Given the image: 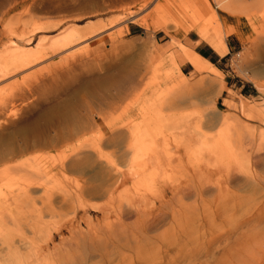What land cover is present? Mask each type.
Instances as JSON below:
<instances>
[{
  "label": "rangeland",
  "instance_id": "1",
  "mask_svg": "<svg viewBox=\"0 0 264 264\" xmlns=\"http://www.w3.org/2000/svg\"><path fill=\"white\" fill-rule=\"evenodd\" d=\"M253 1L247 3L251 5ZM145 2L0 0V56L9 59L8 74L0 72L4 73L0 79L4 89L0 92V261L62 264L64 255L74 251L69 245L72 237L117 220L123 222L118 231L124 242L120 248L107 243V250L113 253L106 264H143L144 253L149 257L159 253L161 257L155 264H240L233 256L237 241L241 240L243 248L247 245L251 250L262 249L264 0H259L260 7L257 5L253 10L256 30L251 28L247 35L226 34V26L219 20L218 24L211 13L197 19L200 23L191 24L193 12L184 1L185 6L179 7L181 11L172 9L177 18L168 15L161 27L154 16L156 12L150 15L161 0H152L147 5ZM219 29L225 34L228 49L223 53L222 49L214 50L223 58L213 64L202 57V66L194 67L196 42L211 47L209 40ZM71 30L79 33L81 39L76 45L59 49L55 42ZM9 49L17 53L9 56L6 51ZM17 50L48 55L41 59L42 63L34 62V58L23 61L25 57ZM64 54L69 57H62ZM150 59L154 61L153 67ZM164 71L168 74L165 81L153 79ZM140 74L143 79L137 85ZM149 80L153 84L159 81L163 89L169 90L166 110L161 112L157 103L150 123L153 146L159 151L162 164L150 161L138 167L125 153L126 138L109 139L106 126L114 118H122L124 122L143 118L141 114L128 117L125 107ZM11 90L17 91L14 98ZM119 99L121 102H117ZM172 101L184 102L180 109H175L171 107ZM7 103H12L10 109L18 106L15 109L20 111L29 107L22 111L27 112L24 118L19 120L20 112L14 116L13 112L3 110L1 106ZM51 105L59 107L54 109ZM108 106L114 109L110 111ZM93 111L98 115L92 114ZM100 114H106L100 124L106 133L102 146L99 149L91 146L97 138L90 131L85 150L87 160L65 177H55L52 172L41 174L37 165L47 166L56 157L68 154L53 147L61 139L84 132L81 128ZM56 137L59 139L55 140ZM221 137L228 138L231 150L218 149L222 153L213 150L211 142ZM255 153L260 157L256 163ZM237 164L239 170H235ZM230 169L239 174L231 180ZM116 180L115 192L107 194L106 187ZM200 182H205L203 186L207 188L202 195L195 193L202 186ZM78 183L86 192L85 205H79L77 199L64 203L59 193L69 184L76 187ZM30 186L26 197L25 190ZM141 196L148 199L142 200ZM132 207L138 212L140 208H153L155 214L159 211L167 214L145 236L138 227L140 224L135 223L139 218L137 212L123 213V209ZM164 236L166 239L162 240ZM134 247H138L136 251ZM122 250L127 256L120 259ZM252 257L242 264H259V258L254 262ZM94 260L97 259L90 262Z\"/></svg>",
  "mask_w": 264,
  "mask_h": 264
},
{
  "label": "bare ground",
  "instance_id": "2",
  "mask_svg": "<svg viewBox=\"0 0 264 264\" xmlns=\"http://www.w3.org/2000/svg\"><path fill=\"white\" fill-rule=\"evenodd\" d=\"M152 0H146L145 2V5H147L148 3H150ZM183 1L186 2V6H188L187 8H190L192 9V19H191V24H195V23H200L197 19L201 18V16L205 15V14H208V13H211L212 16H214L215 19H217V21L219 20L221 22V25H225L224 27L226 28L225 29V32L226 34L227 33H231V32H237V33H241L243 35H247V34H250V30L251 28L256 30L255 28V22L253 20V18H255V13L256 11H253L254 8L256 9V6L259 4L258 1L259 0H254L251 4L249 5V3H247L248 0H161V2H158L159 4L156 6V9L150 13V15H153L155 16V18L158 19L159 21V25L162 27L163 26V23L166 22L168 20V15L170 16H174V13H172V9H179V7L181 6H185V4L183 5ZM144 5V6H145ZM260 7V5H258ZM183 8V7H181ZM186 8V10H187ZM263 8V6H261V9ZM7 10V9H6ZM180 10V9H179ZM181 11V10H180ZM258 11V10H257ZM177 12V11H176ZM185 13V12H184ZM187 13V12H186ZM4 14V13H3ZM149 15V16H150ZM179 16V15H178ZM182 16H184L182 14ZM186 16V15H185ZM189 16V15H188ZM211 16V18H212ZM151 17V16H150ZM210 17V16H209ZM262 17V16H261ZM260 17V18H261ZM177 17H175L176 19ZM186 18V17H185ZM205 18H206V15H205ZM213 18V19H214ZM259 18V17H257ZM263 18V17H262ZM180 19V17H179ZM202 19V18H201ZM258 20V19H257ZM260 20V19H259ZM262 20V19H261ZM260 20V21H261ZM1 21V20H0ZM178 21V20H177ZM203 21V20H201ZM218 21V24H220ZM163 22V23H161ZM181 22V21H180ZM259 22V21H257ZM263 23V21L261 22ZM177 24V23H176ZM181 24V23H180ZM178 25V24H177ZM214 26V25H213ZM218 26V25H217ZM216 26V27H217ZM258 26H261L260 24ZM37 27V26H36ZM41 27V26H40ZM218 28H220L218 26ZM264 29V28H263ZM262 29V30H263ZM7 30V29H6ZM253 30V31H254ZM259 30V29H258ZM210 31V30H209ZM252 31V33H253ZM5 32V31H4ZM3 32V33H4ZM35 33V32H34ZM256 33V32H255ZM260 33V32H259ZM81 39V37L79 36V33L75 32V31H69L67 32L64 36H62L60 39H58L55 43L58 45L59 49H63V48H66V47H70L72 44H75L77 41H79ZM210 42V46L213 48V49H216V51H221L220 49H222L221 53H223L225 51V49H228V46L226 44V40H225V34L223 33L222 30H218V31H215V34L213 35V37L211 38V40H209ZM76 45V44H75ZM0 46H1V41H0ZM17 46V45H16ZM73 46V45H72ZM8 53L9 56H11L12 54H16L15 53V50H12V49H9L6 50ZM18 51V50H17ZM66 51H68L66 49ZM65 51V52H66ZM19 55H21V57H25L26 60H23V61H28L30 60L31 58H34L33 61H42L41 59H46V56L48 55V53H40V54H34V53H31V52H27V51H24V52H21V51H18ZM7 54V53H6ZM69 54V53H68ZM191 55V54H190ZM66 56L65 54L62 56L64 57ZM77 56V55H76ZM194 60L192 62V65L194 67H201L202 65V55L199 54V53H194ZM8 56H0V72H3V71H6V73L8 74V61L9 59H7ZM66 57H69V55H67ZM65 57V58H66ZM152 57V56H151ZM18 59V58H17ZM22 59V58H20ZM44 59V60H45ZM70 59V58H69ZM7 60V61H6ZM63 60H66V59H63ZM72 60V59H71ZM69 60V61H71ZM68 61V62H69ZM44 62V61H42ZM41 62V63H42ZM65 62V61H64ZM150 64H151V67L154 66V61L153 59H150ZM39 63V62H38ZM72 64V63H71ZM39 65V64H37ZM36 65V66H37ZM70 65V63H69ZM71 66V65H70ZM150 67V68H151ZM40 68V67H39ZM38 68V69H39ZM49 68V67H48ZM64 68V67H63ZM72 68V67H71ZM149 68V67H148ZM36 69V70H38ZM56 69V68H55ZM66 69V68H64ZM148 70V69H147ZM151 70V69H149ZM166 70V69H165ZM48 71V70H47ZM163 71V70H162ZM36 72V71H35ZM51 72V71H50ZM38 73V72H37ZM52 73V72H51ZM50 73V74H51ZM174 73V72H173ZM28 74V73H27ZM47 74V72H46ZM53 74V73H52ZM55 74H59L58 73H55ZM4 73L3 74H0V79L3 77ZM29 75V74H28ZM27 75V76H28ZM48 75V74H47ZM175 75V73H174ZM52 76V75H50ZM62 76V75H61ZM143 76V75H142ZM166 76H168L167 73L164 72H160V73H157L153 79L155 78H162L163 81H165L166 79ZM26 77V76H25ZM37 77V76H35ZM68 77V76H67ZM139 80L137 81V85H141V74L139 76ZM42 78V76L40 77ZM52 78V77H51ZM49 78V79H51ZM53 79V78H52ZM60 79V78H59ZM58 79V80H59ZM65 79V78H64ZM143 79V78H142ZM32 80V79H30ZM29 80V81H30ZM42 81V80H41ZM45 81V80H44ZM60 81V80H59ZM25 82V81H24ZM159 82V81H158ZM156 83L157 86L154 87L156 84H153V82L151 80L149 81H146L142 84V87H141V90H138V92L133 96V99H131V102L125 107V110H126V113H128V117L129 116H133V115H139L141 114L142 115V119L141 120H130V121H127V122H124L122 121V118H117L111 122L108 126H105L107 127V129L109 130V135L107 136L109 139H114V138H117L116 140L119 139V137H123V138H126V141H127V145H126V152L127 154H129L130 158H131V161H132V164L136 165V166H141L142 164H146L150 161H152L154 164H162V158L160 157V154H159V151L157 150L156 147L153 146V136L151 135L150 133V123H152L151 120H153L154 118V107L157 103L160 104L161 106V112L165 111L166 108H167V105H168V95H169V90L168 89H163V86H160L159 83ZM39 84V82H36V84ZM56 83H58L56 81ZM31 84H32V81H31ZM37 84V85H38ZM46 84V83H45ZM136 83H134V86H135ZM5 87L8 85H5L3 84ZM55 85V84H54ZM3 86V87H4ZM36 86V85H35ZM41 86V85H40ZM52 86V85H51ZM64 86V85H63ZM134 86L132 85V88L133 90L134 89ZM43 87V86H42ZM41 87V88H42ZM32 88V87H31ZM34 88V87H33ZM37 88V86H36ZM54 88V87H53ZM58 88V87H57ZM130 88V89H132ZM138 88H140L138 86ZM16 89V88H15ZM47 89V88H46ZM45 89V90H46ZM137 89V88H136ZM2 88L0 86V92H1ZM4 90V89H3ZM2 90V91H3ZM49 90V89H48ZM47 90V91H48ZM56 90V89H55ZM60 90V89H59ZM63 90V89H62ZM15 91V90H14ZM14 91L12 92V90L10 91L12 93V97L14 98V94H16V92L18 91V93L20 92L18 89L17 91L14 93ZM24 91V90H23ZM22 92V91H21ZM29 92V91H27ZM59 92V91H58ZM24 93V92H23ZM22 93V94H23ZM56 93V92H55ZM48 93H46L47 95ZM50 94V93H49ZM54 94V93H53ZM25 96V94H23ZM22 95V96H23ZM30 94L28 93V96ZM61 95V94H60ZM5 96V95H4ZM3 96V99L5 97H7L8 95H6L5 97ZM21 96V97H22ZM32 96V95H31ZM126 96V95H125ZM9 97V96H8ZM34 97V96H33ZM57 97V96H56ZM13 98H10L9 97V100L13 99ZM20 98V97H19ZM52 98V97H51ZM18 99V98H17ZM20 99H23V98H20ZM33 99V98H32ZM35 99V98H34ZM54 99V98H52ZM58 99V98H57ZM122 100V98H120ZM120 99L117 101V102H121ZM8 100V98H7ZM25 100V99H24ZM22 100V101H24ZM28 100V99H27ZM45 100V99H43ZM51 100V99H50ZM56 100V99H55ZM129 100V98H128ZM179 100V99H178ZM21 101V100H20ZM26 101V100H25ZM37 101V100H36ZM35 101V102H36ZM47 101V100H46ZM54 101V100H52ZM3 102V101H2ZM4 102H7V101H4ZM15 102V101H13ZM39 102V101H38ZM51 103V101H49ZM48 102V103H49ZM116 102V101H115ZM123 102V101H122ZM184 102V101H183ZM183 102H176V101H172L171 103V107L175 108V109H180L182 107V103ZM21 104L23 102H20ZM37 103V102H36ZM40 103V102H39ZM47 103V104H48ZM49 103V104H50ZM58 102L56 101V104ZM114 103V101L112 102V104ZM124 103V102H123ZM122 103V104H123ZM12 105V103H10ZM9 104V105H10ZM28 104V103H27ZM31 104V103H30ZM29 104V105H30ZM42 104V103H40ZM44 104V103H43ZM42 104V105H43ZM115 104V103H114ZM4 105V104H3ZM8 105V103L6 104V106H1L3 107V110H5L8 114H10L9 112H13V115L14 116H18L19 115V112H20V117H19V120L23 119L24 118V113H27L25 111L28 110L25 109V107L23 108V110L25 109L24 113L19 109L18 106H15L18 107V109L16 110L15 108L16 107H13V109H10V106ZM28 105V106H29ZM38 105V104H37ZM52 105H55V104H52ZM51 105V107H53ZM58 105V104H57ZM119 105V103H118ZM14 106V105H13ZM33 105L31 104V107ZM44 106V105H43ZM47 106V105H46ZM30 107V109H31ZM38 107V106H37ZM36 107V108H37ZM42 107V106H41ZM59 107V106H58ZM57 107V108H58ZM112 107H114L112 105ZM110 106H108L109 110L111 111L110 108H112ZM45 108V107H44ZM54 109L56 108L55 106L53 107ZM56 108V109H57ZM107 108V109H108ZM116 109V107H114ZM112 108V109H114ZM29 109V110H30ZM33 109V108H32ZM32 109H31V113H32ZM47 108H45L44 110H46ZM35 110V109H34ZM51 111L53 109H50ZM47 111V110H46ZM105 111V110H103ZM108 111V110H107ZM106 111V112H107ZM123 111V110H122ZM121 111V112H122ZM97 113V111H93L92 114ZM105 112V113H106ZM124 112V111H123ZM250 112V111H249ZM101 113H102V110H101ZM104 113V112H103ZM44 114V113H43ZM3 115V114H2ZM42 115V114H41ZM98 115V113H97ZM106 115V114H105ZM103 114V116H105ZM126 115V116H127ZM5 116V115H4ZM2 116V117H4ZM13 116V117H14ZM38 116V115H36ZM93 116V115H92ZM101 114L98 116L97 119H93L91 122H90V125L86 124L87 126H83L82 133H80L78 130V133H80L78 136L77 134L74 135L73 137L71 136V138L69 137L67 140H63L61 139V142L58 144V146L56 145V147H53V148H57L58 150H63V151H66V153H68L66 156L64 157H56L53 160H51V164H48L49 160L46 161V163L48 164L47 166H44V167H40L39 165H37V167L39 168V171L41 172V174L43 175H47L48 173L52 172L51 174H53L55 177L61 175V176H66L67 175V172H69L70 170H72L74 167H77L79 166V164L82 163V161H85L87 160V155L85 154V150L88 149L86 148L88 146L87 144V140L89 139L90 136H88L89 132L91 131L92 132V137L94 136L95 138H97V140L95 142H91V146L93 145V147L99 149L102 144H103V140L105 138V132H104V128L102 130V126H100L101 124V120H102V117H103ZM11 117V118H13ZM127 117V118H128ZM41 118V117H40ZM7 120V119H6ZM8 121V120H7ZM103 121V120H102ZM179 121V120H178ZM9 122H10V119H9ZM106 122V121H105ZM169 122V121H168ZM4 121L2 122V125H3ZM8 123V122H7ZM89 123V122H88ZM92 123V124H91ZM30 124V123H29ZM100 126V127H99ZM0 127H1V124H0ZM105 127V128H106ZM79 128V127H77ZM85 128V129H84ZM80 129V130H81ZM221 133V132H220ZM55 134V133H54ZM57 134V133H56ZM155 134V133H154ZM57 136V135H56ZM60 136V135H58ZM155 136V135H154ZM223 140H222V139ZM221 138H216V139H213L214 141L211 142V147L213 148V150H222L224 152H227L229 150H231V145H230V142L228 140V138H224V137H221ZM57 139V137L55 138V140ZM59 139V137H58ZM57 139V140H58ZM107 139V138H106ZM262 139L264 140V135L262 137ZM60 141V140H59ZM115 141V140H114ZM264 142V141H263ZM48 143V142H47ZM47 143H45L47 145ZM53 143V142H52ZM55 143V142H54ZM44 144V145H45ZM51 145V143H49ZM57 144V142H56ZM49 145V146H50ZM48 146V145H47ZM47 146H43V148L47 147ZM52 147V145H51ZM50 149V148H49ZM251 150V149H250ZM25 151V150H24ZM219 151V150H218ZM263 151V150H262ZM27 152V151H26ZM220 152V151H219ZM247 152V151H246ZM260 152V150H259ZM222 153V152H220ZM20 155V154H18ZM125 155V154H124ZM257 153H255V157L256 160L254 161L255 163L258 162L259 158L258 156H256ZM261 156V155H260ZM264 156V155H263ZM15 158V156H13ZM128 157V156H127ZM234 157V156H233ZM253 157V156H252ZM54 158V156H53ZM51 159V158H50ZM262 159V158H261ZM251 160H254V159H251ZM238 164L240 163L239 161L237 162ZM235 166L238 169L239 166ZM114 170V169H113ZM231 170L233 169H230L228 172H229V178L228 179H232L233 176L235 175H239L238 173L236 172H232ZM239 170V169H238ZM227 172V173H228ZM50 175V174H48ZM53 176V177H54ZM117 179V178H115ZM234 179V178H233ZM194 180V179H193ZM229 182H232L230 181ZM116 181H113L112 183L109 184V186L106 187V193L107 194H110L112 195L114 192H115V187L116 186ZM203 181V180H202ZM228 181V180H227ZM201 183V182H200ZM205 184V182H204ZM204 184L201 183V187H197L195 189V193H202L204 192L207 188H205V186H203ZM118 185V184H117ZM200 185V184H199ZM209 185V184H208ZM196 186V185H194ZM207 187V186H206ZM213 187V186H212ZM31 186L28 187L26 190H25V195L26 197L29 195V192L31 191L30 190ZM191 188V186H190ZM258 189V187H257ZM262 188H260L261 190ZM194 190V189H193ZM259 190V189H258ZM264 190V189H263ZM181 192V191H180ZM262 193V190L260 191ZM85 189H84V186H81L78 185L76 187L74 186H71L70 184L68 185V187L66 186V188H63L62 191L59 193L60 196H61V200L64 201V203L66 202H70L75 199L78 200L77 203H79V205H85V203L83 202V198H84V195H85ZM166 194V193H165ZM197 195V194H196ZM202 195V194H200ZM263 195V194H262ZM263 197V196H262ZM141 199L142 200H146L148 198H146V196H141ZM264 199V198H263ZM259 209V208H258ZM261 209H264V208H261ZM119 210H122V208H119ZM139 215V218H137L136 220V225L138 226L139 224V229L141 230L142 233L145 234L146 236V233H149V232H153L155 230V228L165 220V215L167 214L166 212H162V211H159L158 213H154L153 211V208L152 210H147V209H143L139 210V212L137 211L136 208H127V209H123V213H127V214H133V213H136ZM122 213V212H120ZM123 226V222L120 221V220H117V221H114L113 223H107L105 224V227L103 228H96V229H92L90 230L89 228V231H83V233L79 232L77 235H75V237H72L73 241L70 242V246L71 247H74V251L72 250V252L68 253L67 252V255H64V257L62 258V264H106L107 263V257L108 256H111V253H113V250L112 251H109L107 250V243L109 242L110 245L112 244L113 246L115 247H121V243L124 242V236L122 234L119 233L118 231V226H120L121 224ZM129 228V227H128ZM190 228V227H189ZM133 229V228H132ZM121 230V229H119ZM137 230V229H136ZM153 230V231H152ZM122 231V230H121ZM128 232V231H127ZM137 233V232H136ZM140 233V232H139ZM125 234V232H124ZM143 235V234H141ZM144 236V237H145ZM181 236V235H180ZM137 237V235H136ZM149 237V236H148ZM167 237V236H166ZM172 238V237H171ZM176 238V236H175ZM244 238V237H242ZM128 239V238H127ZM143 239V238H142ZM141 239V240H142ZM162 240L163 239H166L165 236L164 238H161ZM131 240H134V238H132ZM138 240V238H137ZM144 240V239H143ZM182 240V239H181ZM185 240V239H184ZM217 240V239H216ZM264 241V238L262 239ZM177 241V240H176ZM174 241V242H176ZM183 241V240H182ZM186 241V240H185ZM184 241V242H185ZM241 241V240H240ZM240 241L236 243V245H233L235 251H234V255L233 256H236L235 258L238 259L237 262H240V264H242L243 262H245L247 259H251L249 257H252L253 261L254 262H257L256 259H258L259 261V264H264V248H263V243H260V246L262 247V249L260 250H251L247 245H244V248L241 246L242 243H240ZM243 241V239H242ZM245 242H249V239H245L244 240ZM210 242V241H209ZM215 242V241H214ZM258 242V241H256ZM184 244V243H183ZM187 244V243H185ZM123 246V245H122ZM251 246V245H250ZM114 247V249H115ZM126 248V245L123 246V248ZM129 250H132L131 247L128 245L127 246ZM251 250H249L248 248ZM135 248H138V247H134V250ZM162 248H165L167 249V246H163ZM111 249V248H110ZM122 249V248H121ZM192 249V248H191ZM197 249V248H196ZM123 251V250H122ZM136 251V250H135ZM142 251V250H141ZM191 251V250H189ZM166 253H168L169 251L165 250ZM259 252V256L257 255ZM231 253V254H232ZM179 254V253H178ZM181 254V253H180ZM252 254V255H251ZM159 253H153L152 256H148L147 254H143L142 255V258H141V261H145L143 264H155L158 260L157 258H159ZM258 256V258H255L254 260V256ZM68 256V257H67ZM127 255L124 254V251L120 253V259H123V258H126ZM165 255H162V258H164ZM161 257V255H160ZM92 259H97L96 261L94 260L93 263L90 262ZM95 262V263H94ZM232 263V262H231ZM235 263V262H234ZM0 264H14V262L11 260V259H3L0 261ZM131 264V263H129ZM233 264V263H232ZM257 264V263H256Z\"/></svg>",
  "mask_w": 264,
  "mask_h": 264
},
{
  "label": "crops",
  "instance_id": "3",
  "mask_svg": "<svg viewBox=\"0 0 264 264\" xmlns=\"http://www.w3.org/2000/svg\"><path fill=\"white\" fill-rule=\"evenodd\" d=\"M197 41V40H195ZM199 54H201L203 57L207 58L209 61H211L213 64H215L217 61L223 58L222 55L218 54L212 47L207 46L201 41L196 42V49Z\"/></svg>",
  "mask_w": 264,
  "mask_h": 264
}]
</instances>
